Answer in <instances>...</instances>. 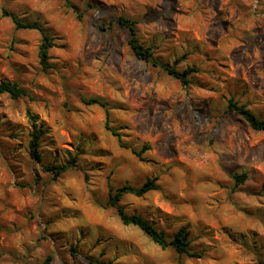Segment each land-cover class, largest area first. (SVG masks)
<instances>
[{"label": "rangeland", "instance_id": "obj_1", "mask_svg": "<svg viewBox=\"0 0 264 264\" xmlns=\"http://www.w3.org/2000/svg\"><path fill=\"white\" fill-rule=\"evenodd\" d=\"M5 11L52 39L49 68L43 33ZM122 16L161 64L137 58ZM175 61L192 69L187 85L163 68ZM4 81L29 96L0 94V264H264V131L228 105L264 120V0H0ZM27 109L49 129L41 160ZM145 146L141 161L132 149ZM73 159L59 177L48 168ZM150 178L157 190L119 206L169 239L186 227L197 257L161 248L109 204Z\"/></svg>", "mask_w": 264, "mask_h": 264}, {"label": "trees", "instance_id": "obj_2", "mask_svg": "<svg viewBox=\"0 0 264 264\" xmlns=\"http://www.w3.org/2000/svg\"><path fill=\"white\" fill-rule=\"evenodd\" d=\"M7 16H10L16 25L17 29H27V30H39L43 33V29L37 22H28L25 23L21 21L16 15L4 12ZM117 22L125 28L129 33V46L133 50L134 54L138 59L147 62H153L158 65L161 64L154 57V52L152 47L145 46L138 37V30L135 26V22L126 18L119 17ZM54 46L52 39L43 33L42 43L40 45L39 57L41 66L44 69L49 68L50 63V49ZM177 62L171 64H162L163 68L170 74L174 75L178 78L184 85L189 83L188 75L190 74L192 69L185 70L182 73H178L175 65ZM0 94H8L12 99L17 100L24 97L29 96V92L21 87L18 83H12L8 81H4L0 83ZM91 103L100 104L105 107L106 105L98 99H93L90 101ZM229 109L235 114L240 115L248 125L255 131H264V120L259 119L246 105H239L235 99L231 98L228 101ZM27 117L29 123L31 124V132L29 135V154L31 157L36 158L37 160H41V140L44 135L49 133V129L46 127V124L41 121L40 117L37 114H34L30 109H27ZM107 129L110 130L114 136L118 138V142L120 147L128 148L123 142L121 134L113 129L107 124ZM149 149L148 146H145L143 150H137L135 148L132 149V152L141 160L145 161L144 153ZM76 159L68 162L67 164H63L61 166H57L55 164L48 165L49 170H52L55 173L56 177L66 173L71 167L75 166ZM237 184L242 185L246 181V175H238L235 177ZM158 178H150L146 182H144L141 186L135 187L131 185H126L119 188L116 193L110 192L109 204L115 208H117L118 214L124 225H133L142 230L147 236L151 238V240L159 245L161 248H172L180 255H187L190 257H197L198 255L194 254L190 250V233L186 227H182L176 235L169 239L164 231H160L156 228V226L147 220L145 217L141 215H129L125 212V210L119 206V202L127 195H132L138 198H142L149 194L152 191L157 190ZM53 261L52 256H48L43 264H51Z\"/></svg>", "mask_w": 264, "mask_h": 264}]
</instances>
